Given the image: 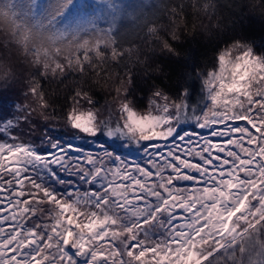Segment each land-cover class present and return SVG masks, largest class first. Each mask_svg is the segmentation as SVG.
Listing matches in <instances>:
<instances>
[{"label":"snow or ice","instance_id":"1","mask_svg":"<svg viewBox=\"0 0 264 264\" xmlns=\"http://www.w3.org/2000/svg\"><path fill=\"white\" fill-rule=\"evenodd\" d=\"M145 7L0 0V264H264V41L242 35L249 6L211 26L208 67L177 22L218 17L216 0ZM251 8L264 21V0ZM131 35L151 38L146 52ZM157 49L181 71L143 106L128 64ZM117 69L106 116L79 81L63 104L44 87Z\"/></svg>","mask_w":264,"mask_h":264},{"label":"trees","instance_id":"2","mask_svg":"<svg viewBox=\"0 0 264 264\" xmlns=\"http://www.w3.org/2000/svg\"><path fill=\"white\" fill-rule=\"evenodd\" d=\"M141 2L147 5L144 9L145 13L151 14L153 11H156V14L160 15V12L158 10H154L151 5H159L161 3L176 5L181 3L182 0H141ZM183 2L189 3L190 0H183ZM241 3L249 6L244 10L245 19L243 21L242 35H244L250 42H254L259 45L262 41H264V21H262L259 17H254V13L251 8V5L258 3V0H216L219 16L213 17L211 20L208 16H205L202 13L199 15L193 13L189 8L187 10L189 13L187 16V32L184 31V21L180 20L177 22L178 35L182 37L184 49L189 50L190 42L199 49V63L201 67L212 56V50L207 46L209 42V29L216 23L217 18L224 24H226L229 19H234L232 13L235 9L230 7V5H239ZM160 23L163 25H169L172 21L168 15H164L161 17ZM125 26L130 33H136L139 31L131 19L125 22ZM130 38L136 42V45H138L142 51L145 52L151 44V38H145L143 35L139 39H137L136 35H131ZM140 59L144 60L145 57L142 55ZM158 64L163 67V72L157 71ZM127 71L131 72L135 83V91L132 93V96L138 103L142 104L143 96L149 92V84L155 80L157 83L168 85L175 81L181 69L174 62V58L161 56L159 50L157 49L156 55L151 59H148L146 63H137L136 57L133 56L132 61L128 64ZM116 72H118L119 75H117ZM169 76L172 77L171 81L167 78ZM120 78H126V70L117 69L113 73H110L107 77L103 74L100 77H97L93 73L85 77L83 80H81L78 75L70 74L65 77L62 82L59 79L45 81L44 87L50 95L56 96L59 104H63L65 97L70 96L76 86L74 81H79L96 101V107L99 108L106 116L108 105H114V89ZM198 91L199 83L197 82V92Z\"/></svg>","mask_w":264,"mask_h":264},{"label":"rangeland","instance_id":"3","mask_svg":"<svg viewBox=\"0 0 264 264\" xmlns=\"http://www.w3.org/2000/svg\"><path fill=\"white\" fill-rule=\"evenodd\" d=\"M83 2H85V3H96V4H100L101 2H102V0H83ZM117 3H123V4H125V5H127V4H139V3H141V0H117ZM97 12L99 13V14H102V10H101V8H97ZM212 57V56H211ZM211 57L202 65V67H208V66H210L209 65V61H210V59H211ZM150 95V92H147L144 96H143V99H142V105L143 106H146L147 105V99H148V96ZM19 102H23V101H19ZM115 100H114V104H115ZM11 111L12 112H14L15 111V109L13 108V109H11ZM35 120H36V122H40V117L37 115L36 117H35ZM23 131L25 132V133H27V127L25 126V127H23Z\"/></svg>","mask_w":264,"mask_h":264}]
</instances>
